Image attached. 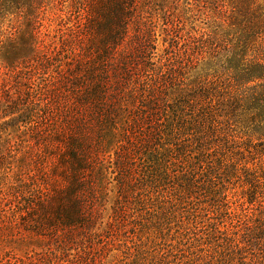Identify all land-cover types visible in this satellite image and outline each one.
Segmentation results:
<instances>
[{
  "label": "trees",
  "instance_id": "trees-1",
  "mask_svg": "<svg viewBox=\"0 0 264 264\" xmlns=\"http://www.w3.org/2000/svg\"><path fill=\"white\" fill-rule=\"evenodd\" d=\"M48 1L0 0V67L6 71L0 86V201L25 192L32 201L17 218L25 222L23 230L15 227L47 244L13 264H107L120 228L137 226L127 221L130 208L143 202L146 189L160 195L161 179L169 173L164 155L179 163L171 166H187L186 148L196 145L201 157L208 140L227 130L235 134L232 143L238 140L237 156L249 158L258 150L256 158L240 159L244 165L235 163L245 176L247 201L239 203L238 212L227 213L228 226L217 231L212 247L197 250L200 255L184 264H264V0L214 2L218 14L226 16L224 31L209 45L211 69L220 75L187 85L178 79L184 68L178 62L168 60L166 73L158 69L155 76L149 69L155 35L144 14L171 0H72V26H60L58 44H47L41 33ZM198 49L206 50L203 44ZM66 96L107 129L102 137H108V146L93 165L84 145L71 139L61 157L65 186L53 196L35 182L37 144ZM138 137L143 143L133 144ZM135 155L145 171L141 176L142 167L140 182L130 185L131 175L123 173ZM159 166H164L160 174L154 168ZM109 170L116 174L117 196L107 208ZM90 171L94 183L88 201L81 175Z\"/></svg>",
  "mask_w": 264,
  "mask_h": 264
},
{
  "label": "rangeland",
  "instance_id": "rangeland-1",
  "mask_svg": "<svg viewBox=\"0 0 264 264\" xmlns=\"http://www.w3.org/2000/svg\"><path fill=\"white\" fill-rule=\"evenodd\" d=\"M205 1L206 4L203 5L195 0H179V2L171 0L162 5L160 3L161 8L151 7L145 11L144 17L153 24L155 35L154 56L150 62L153 66L149 67L153 71L151 76L153 74L155 76L158 69L161 73H166L168 60L174 61V65H178V62L184 67L180 71L181 75L178 76L179 81H183L184 85L192 81L210 80L212 75H220V72L216 73L212 70V59H210L212 47L209 45L210 39L212 40L215 34L224 31L222 28L225 27L223 22L226 21V16L218 14L219 9L213 7L214 2L221 0ZM71 6L72 0H49L46 3L41 33L45 36L47 44L59 43L61 25L63 30L72 26ZM201 44L206 48L204 53H199L198 47ZM5 73L6 71L0 67V86ZM65 100V103L60 105L58 102L56 105L53 119L43 131L42 138L37 144L40 157L38 164L41 168L37 169L35 182L45 184L47 194L53 196L65 186L61 157L71 139H78L84 145L83 147L88 151V161L93 165L101 161L102 153L108 146V137L107 140L102 137L107 129L101 128L98 119L89 115L88 110L78 109L67 96ZM230 135L235 134L227 130L225 136L211 137L207 142L208 151L201 157L199 152L195 151L196 145L186 148L188 167L171 166L175 164L179 166V163L163 154V164L169 165V173L161 179L160 195L153 194L154 188H143L147 192L143 194L145 196L143 202L135 205L134 211L131 207L127 213V221L137 226L134 229L132 225L120 228V242L116 243L113 248L115 250L108 254L107 264H165L164 258L168 252L170 264H184L194 255H200L197 250H208L212 247L218 235L217 231H223V228L228 226L227 213L238 212L239 203L247 199L246 187L243 184L245 176L235 163L244 165L240 159L249 161L256 158L255 154L258 151H250L249 158L246 153L237 156L238 140L232 143ZM139 137L137 142L132 143H140ZM111 147L113 146L109 149ZM133 159L132 166H128L130 169L123 173L124 176L127 174L126 177L128 173L131 175L128 183L130 185L131 180L140 182L137 176L138 171L143 167L138 155L133 156ZM212 160L215 162L208 167L206 163H211ZM261 166L264 167V163ZM154 168L159 169L158 174L164 170V166ZM184 168L187 169V173ZM143 171L145 167L142 168L141 176ZM109 173L107 179L112 182L116 174H113L112 170H109ZM93 178L92 171L81 175L85 187L87 186L83 196H87L88 201H91L90 185L94 183ZM115 184L116 182H112L107 188V199L110 201L107 208L112 206L117 196ZM29 199L24 192V196L15 200L0 201V264L8 262L13 264L14 259L25 261L26 258L41 253L43 247L47 246L46 243L39 242L41 238L35 233L19 231V228L24 227L25 222L18 219L23 209H26V205L32 201ZM13 212H16V220L10 225L9 220ZM15 224H19V228L15 227ZM126 251L131 257L124 260Z\"/></svg>",
  "mask_w": 264,
  "mask_h": 264
}]
</instances>
